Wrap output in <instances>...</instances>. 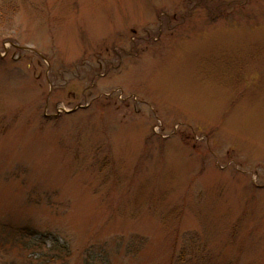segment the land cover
<instances>
[{
    "label": "rangeland",
    "instance_id": "obj_1",
    "mask_svg": "<svg viewBox=\"0 0 264 264\" xmlns=\"http://www.w3.org/2000/svg\"><path fill=\"white\" fill-rule=\"evenodd\" d=\"M0 264H264V0H0Z\"/></svg>",
    "mask_w": 264,
    "mask_h": 264
}]
</instances>
